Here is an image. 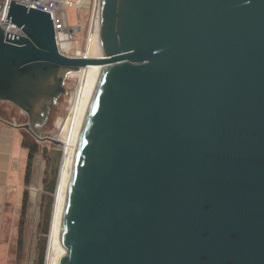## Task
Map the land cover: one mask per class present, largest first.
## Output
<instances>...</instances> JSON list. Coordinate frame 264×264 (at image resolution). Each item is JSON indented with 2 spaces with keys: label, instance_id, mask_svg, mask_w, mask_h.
<instances>
[{
  "label": "water",
  "instance_id": "1",
  "mask_svg": "<svg viewBox=\"0 0 264 264\" xmlns=\"http://www.w3.org/2000/svg\"><path fill=\"white\" fill-rule=\"evenodd\" d=\"M7 16L22 34L0 27V101L34 136L66 74L104 65L58 264H264V0H98L99 58L60 54L46 12Z\"/></svg>",
  "mask_w": 264,
  "mask_h": 264
},
{
  "label": "rangeland",
  "instance_id": "2",
  "mask_svg": "<svg viewBox=\"0 0 264 264\" xmlns=\"http://www.w3.org/2000/svg\"><path fill=\"white\" fill-rule=\"evenodd\" d=\"M87 1L81 0V2ZM91 1L93 3L94 0ZM88 13L89 10L85 7L77 9L73 6L67 7L69 23L81 26L77 34V43L81 47L88 25ZM75 75L73 76L72 72L66 74L63 83L65 93L61 94L49 108L45 122L35 124L34 132L37 137L33 134L32 137L36 139L39 151L32 160L29 182L26 185L24 183L23 190H27L28 200L22 224V249L18 257L16 255V264H40V261L41 264H45L54 193L62 160V145L56 137L61 132L60 122L64 121L68 115L69 101L73 91L79 85V78ZM1 112H4L2 115H5V119L15 121L19 125L27 122V115L10 102L0 101V114ZM45 137L56 139V141L43 139Z\"/></svg>",
  "mask_w": 264,
  "mask_h": 264
},
{
  "label": "bare ground",
  "instance_id": "3",
  "mask_svg": "<svg viewBox=\"0 0 264 264\" xmlns=\"http://www.w3.org/2000/svg\"><path fill=\"white\" fill-rule=\"evenodd\" d=\"M85 52L86 58H99L102 56L97 52L92 37H90ZM100 66L104 65L89 64L82 67L77 72H72L73 76L74 74L78 76L79 85L76 86V90L73 91L69 101L68 115L64 121L60 122L61 132L56 137L62 145V160L54 193L45 264H58L60 256L65 251L60 243L61 218L65 195L73 165L76 145L87 113L93 75L96 68Z\"/></svg>",
  "mask_w": 264,
  "mask_h": 264
},
{
  "label": "crops",
  "instance_id": "4",
  "mask_svg": "<svg viewBox=\"0 0 264 264\" xmlns=\"http://www.w3.org/2000/svg\"><path fill=\"white\" fill-rule=\"evenodd\" d=\"M27 155L22 128L0 117V264H16Z\"/></svg>",
  "mask_w": 264,
  "mask_h": 264
},
{
  "label": "built area",
  "instance_id": "5",
  "mask_svg": "<svg viewBox=\"0 0 264 264\" xmlns=\"http://www.w3.org/2000/svg\"><path fill=\"white\" fill-rule=\"evenodd\" d=\"M11 1L24 5L27 8L48 13L53 25L58 52L72 58H86L85 51L91 37V21L98 0H94L93 3L91 0L87 2H81L80 0L75 2L72 0H0V27L9 37L22 34L20 28L8 19V8ZM69 6H73L75 9L85 7L89 10L88 25L82 47L77 43V34L81 26L78 24L71 25L68 21L67 7ZM13 122L18 128L21 126L15 121Z\"/></svg>",
  "mask_w": 264,
  "mask_h": 264
},
{
  "label": "trees",
  "instance_id": "6",
  "mask_svg": "<svg viewBox=\"0 0 264 264\" xmlns=\"http://www.w3.org/2000/svg\"><path fill=\"white\" fill-rule=\"evenodd\" d=\"M4 112H1L0 117L4 118L5 115H2ZM22 145L27 148L28 155H27V163L25 168V177H24V183L25 185L28 184L30 179V173H31V164L34 155L39 151L38 143L36 139L32 137V134L23 129L22 130ZM28 200V192L27 190H23L22 194V201H21V211H20V217H19V223H18V237H17V257L20 254V251L22 249V224H23V216L26 209V203ZM42 260V257H41ZM41 264V261H40Z\"/></svg>",
  "mask_w": 264,
  "mask_h": 264
}]
</instances>
